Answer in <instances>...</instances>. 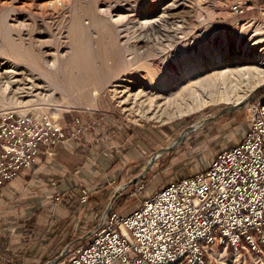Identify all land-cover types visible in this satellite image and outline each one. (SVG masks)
Returning a JSON list of instances; mask_svg holds the SVG:
<instances>
[{"label": "rangeland", "instance_id": "1", "mask_svg": "<svg viewBox=\"0 0 264 264\" xmlns=\"http://www.w3.org/2000/svg\"><path fill=\"white\" fill-rule=\"evenodd\" d=\"M77 1L0 0V115L26 112L46 114L60 121L79 117L87 123L88 130L107 131L108 136L101 142L106 150L100 156L101 187L91 191L85 202L82 195L59 194L58 200L53 195L51 201L64 206L59 205L60 210L56 209L48 220L37 214L45 210L49 201L45 203L46 199L31 189H15L3 197L0 215L6 216L0 219V264H43L48 260L58 264L84 242L85 234L100 220L110 202L111 209L126 214L141 197L161 185L203 168L217 149L232 144L244 133L249 103L264 88V13L260 10L264 0H99L96 8L105 13L108 21L126 23L123 26L131 32L128 38L144 30L146 34L151 31L156 39L168 35L173 42L154 44L153 58L146 51L155 40L139 42L136 48L146 51L127 67V74L97 73L85 85L65 94L41 88L25 92L21 84L13 86L8 80L17 83V72H25L26 67L37 71L26 60L16 61L17 53L9 49L12 45L39 47L44 64H54L48 66L64 78L66 61L73 52L69 18ZM236 1L242 3L241 14L231 9ZM172 3L176 7L169 11L163 26L157 24ZM151 24L155 27L147 28ZM95 46L96 42H92ZM216 55L220 58L218 64L208 61ZM125 56L130 58L131 54L127 52ZM145 62L155 67L157 74L134 71L137 64L142 67ZM212 63L216 66L209 68ZM96 64L100 66L99 61ZM205 68V75L218 74L215 84L189 80L195 69H200L198 75ZM77 73L72 71L73 75ZM38 76L42 83L49 80ZM93 89L98 92L89 100L80 93ZM250 92L253 94L241 106L226 109ZM169 112L173 116H168ZM121 133H126L130 141H122ZM126 146L136 157L125 159L122 154ZM84 161L91 163L93 159L86 154ZM134 177L136 183L132 181ZM140 185L143 188L137 190ZM121 187L124 188L120 190ZM50 221L60 222L56 230L65 231L64 239L52 253H48L52 243L46 239ZM41 222L47 223L44 228ZM225 258L218 259L222 264H264V258L261 261L250 251L228 249Z\"/></svg>", "mask_w": 264, "mask_h": 264}, {"label": "built area", "instance_id": "2", "mask_svg": "<svg viewBox=\"0 0 264 264\" xmlns=\"http://www.w3.org/2000/svg\"><path fill=\"white\" fill-rule=\"evenodd\" d=\"M231 9L244 11L240 1ZM260 10L264 13V5ZM247 112L238 140L217 149L203 168L141 197L130 212L110 209L58 264H222L212 252L227 255L228 249L250 251L262 261L264 88ZM87 126L79 117L60 121L46 114H1L0 188L32 167L41 153L50 155L56 145L81 137ZM81 192L85 202L89 190L82 186Z\"/></svg>", "mask_w": 264, "mask_h": 264}, {"label": "bare ground", "instance_id": "3", "mask_svg": "<svg viewBox=\"0 0 264 264\" xmlns=\"http://www.w3.org/2000/svg\"><path fill=\"white\" fill-rule=\"evenodd\" d=\"M97 2H99V0H79L76 2L73 11L70 14L71 16L69 19H71V22H70V26H68V32L70 35V41H71V45L73 47V52L66 61L67 63L65 64V76H64V78H59L57 76L56 69H54V67L51 68L48 66V64L50 66H54V64H52L50 62L48 64H44L43 54L41 53V50L39 49V47H32V48L27 49L25 47H22L21 45H12L9 49L11 52L17 53L15 57H17L19 60H16V61H20V59L26 60L30 64V66L32 68H34L37 72L35 73V72H33L32 69L26 67L25 72H23V71L17 72V74H19V78L17 80L15 79L17 83L11 81L10 79L8 81L13 83V86H17V85L21 84L22 85L21 89L25 90V92L31 91V90L36 89V88H41V89H49L51 91L58 90V91L62 92V94H65L64 92H70L74 88H77V86L85 85L88 82V80H90L92 77H94L97 73L98 74L109 73L112 76H120V74L121 75L127 74L128 69H129L127 67L130 64L135 63L136 59L141 57L143 55V53L146 51V50H144V51L140 52L136 48L139 42L148 43L149 41H151V39L155 40L153 42V44H151V46H149L148 51H146L147 56L149 55V57H151V58L154 57V54L152 51V49H154V47H155L154 44H160L163 41H169V43L173 42V41H171L172 39L168 37V35L165 36L163 34V36H164L163 38L159 37L158 39H156V38L152 37L151 31L146 34V32L144 30L141 34L137 33V35H132V37L128 38L127 36H128V33L130 32V30H129L128 26H123L126 23L121 21L119 24L118 21H108L105 18V13L96 8ZM172 5H173V3H172ZM175 7H176V5L175 6L174 5L169 6V8H167L168 12L166 14L164 13L165 15H163L161 17V20H158V23L157 22L156 23L163 26V24L166 21V18L169 15V11L175 9ZM84 19H87L88 23H85ZM117 24H119V26ZM143 26L144 25H142V27ZM154 27H155V25H153V24L147 26V28H149V29H153ZM92 32H94V34ZM120 37L121 38L124 37L125 39L121 40ZM183 38H184V36H183ZM64 39H65V37H64ZM92 42L93 43L96 42L95 47H92ZM41 45L47 46V44H41ZM174 45H176V44H174ZM127 52L129 54H131L130 58H126L125 55ZM107 60H109V62H107ZM96 61H99L100 66H98L96 64ZM208 61H213L214 63L219 62L220 61L219 55L218 56L216 55V57H214ZM222 62H223V60H222ZM186 63H188V62H186ZM216 64H218V63H216ZM189 65H190V63H189ZM210 66L211 67H209V68H212V67H215L216 65H213V63H212V64H210ZM142 67L144 69H142ZM142 67H141V65L137 64L134 67V71H136L137 73L144 71L143 74H145V72H146L152 76L154 74H157L156 72L158 70L155 69V67H153L148 62H145L144 65H142ZM209 68H207V69H209ZM74 70L78 71V73L76 75L72 74V71H74ZM253 70L251 72H253ZM185 71H187V70H185ZM193 71L194 70H192V72ZM205 71H206V68L201 74H203ZM197 72H200V69L199 70L195 69V71L193 72V75L190 74L189 80L194 79L198 83H204V84L207 83L208 85L211 86V85L215 84V81L218 78V74L217 75H213L214 73H212V75L203 74L204 76H201V74L197 75L196 74ZM172 73H174V72H172ZM182 73L183 72H181V74ZM216 73H218V72H216ZM38 74L44 78H48L49 80H46L48 82L42 83L43 81L41 80V77L38 76ZM219 75H222V74H219ZM1 76L3 77V75H1ZM226 76H228V75H226ZM184 77L185 76H183V78ZM223 77H224V75H223ZM176 78L178 80L181 79V77L179 78L178 76H176ZM176 78H175V80H176ZM162 81H163V79H162ZM165 82H168V81H165ZM181 82H182V79H181ZM139 83H141V82L139 81ZM187 85H186V87H187ZM183 88H184V86H183ZM210 89H212V88H210ZM41 91H43V90H41ZM97 92H98V89H93L91 91L86 90L85 92H80V93L84 98L89 100L91 98V96L93 94H96ZM217 92H218V90H217ZM183 93H185V92H183ZM186 93L189 94V92H186ZM182 95H184V94H182ZM174 97H176V96H174ZM209 99L211 100V98H209ZM227 99H229V98H227ZM1 112H2V110H1ZM168 114H169L168 116H173V114H171L170 112ZM212 254L215 255L217 258H220L223 261L226 260V258H225L226 255L221 250H219L217 252L213 251Z\"/></svg>", "mask_w": 264, "mask_h": 264}, {"label": "crops", "instance_id": "4", "mask_svg": "<svg viewBox=\"0 0 264 264\" xmlns=\"http://www.w3.org/2000/svg\"><path fill=\"white\" fill-rule=\"evenodd\" d=\"M97 132L91 129L87 130L78 139H70L56 145L52 154L46 155L41 153L32 168L22 170L16 179L6 183L0 188V201L3 200V197L10 196L15 189H31L33 191L32 193L40 195L42 200L46 199L45 203L49 201L48 205H44L45 210L37 214L38 218H45L48 220L49 217L54 215L56 209L60 210V207H58L59 205L62 207L64 206L61 202H52L51 199L54 197L53 195H55V200L59 199H56L59 194L65 193H70L74 197H81L82 186L89 190V194L91 191L93 192L101 187L99 175L100 156L106 151L105 147L103 148L101 146V142L102 139L108 136V132L105 130L103 133L102 130ZM99 134L101 136H99ZM121 136L122 138L120 139L122 141H130V137H127L126 133H121ZM84 141H86L85 144H83ZM123 152L124 154L122 155L125 156L126 160L136 157L133 151L129 150L127 146L124 148ZM86 154L92 157L93 161L91 163L84 161V156ZM94 160H97V163H93L95 162ZM133 183H136V181H133ZM123 188L124 187H121L120 190ZM47 198L50 200H47ZM5 216L6 215H0V219L4 220ZM13 216L12 220L14 219ZM50 222L51 226L49 233L46 234V239L52 244H55L49 245L48 253L54 252L59 242L65 237V231L56 230V226H58L60 222ZM41 223L42 228L47 224L45 222ZM96 223L94 225H96ZM32 264H37V262H33Z\"/></svg>", "mask_w": 264, "mask_h": 264}, {"label": "water", "instance_id": "5", "mask_svg": "<svg viewBox=\"0 0 264 264\" xmlns=\"http://www.w3.org/2000/svg\"><path fill=\"white\" fill-rule=\"evenodd\" d=\"M252 94H253V92L248 93V95H247L246 97H244L242 100H240L239 102H237V103H235V104H233V105H231V106H229V107H226V109H230V108H235V107L241 106L246 100L249 99V97H250ZM197 126H198V125H197ZM192 127H193V126H192ZM192 127H191V128H192ZM151 158H152V157H151ZM151 158H150V161H151ZM150 161L147 162L144 171H146V170L148 169L149 164H150ZM140 176H141V174H140ZM136 179H137V178L134 177V178L132 179V181H136ZM110 209H111V202H110V205L108 206V208L105 210V212H104L103 215L101 216V220H100V221H103V220H104L105 215L107 214V212H108Z\"/></svg>", "mask_w": 264, "mask_h": 264}, {"label": "trees", "instance_id": "6", "mask_svg": "<svg viewBox=\"0 0 264 264\" xmlns=\"http://www.w3.org/2000/svg\"><path fill=\"white\" fill-rule=\"evenodd\" d=\"M213 155V154H212Z\"/></svg>", "mask_w": 264, "mask_h": 264}]
</instances>
